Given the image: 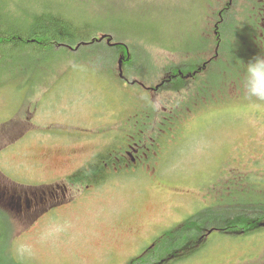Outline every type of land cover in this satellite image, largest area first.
Wrapping results in <instances>:
<instances>
[{"label":"rangeland","instance_id":"374dc122","mask_svg":"<svg viewBox=\"0 0 264 264\" xmlns=\"http://www.w3.org/2000/svg\"><path fill=\"white\" fill-rule=\"evenodd\" d=\"M54 9L95 38L108 35L126 48L97 53L102 60L69 51L54 67L37 72L33 66L27 90L25 79L0 78L3 264H140L156 236L167 231L165 242H175L187 218L223 215L225 222L229 213L249 211L238 195L216 213L207 214V207L224 194V184L234 179L238 185L239 175L248 176L245 171L253 170L264 184V106L255 107L244 91L246 64L264 57V0H59ZM192 65L199 66L196 77L187 69ZM120 72L145 89L127 84ZM173 74L189 82L176 86ZM216 82L224 83L229 100L200 110L205 98L221 96ZM170 121L167 148L153 162L142 151L150 139L159 141ZM132 135L140 142L137 151L128 144V151L111 156L113 169L128 174L106 175L94 187L88 177L65 181L116 139ZM54 180L69 189L58 203L38 198L35 210L19 215L8 205L12 196L36 193ZM256 193L264 197V191ZM237 236L212 233L185 264H256L264 234ZM193 245L184 243L183 255L173 256L183 258Z\"/></svg>","mask_w":264,"mask_h":264},{"label":"trees","instance_id":"16d2710c","mask_svg":"<svg viewBox=\"0 0 264 264\" xmlns=\"http://www.w3.org/2000/svg\"><path fill=\"white\" fill-rule=\"evenodd\" d=\"M41 1L42 3L39 4ZM65 2L70 3V0H65ZM57 3H59V0H0V78L7 77V75H9L12 79H25V88L23 89H26L30 88V79L35 75V73H31L35 71L33 66L36 68L37 72L39 67L43 69L49 66L54 67L55 62H59V60L62 58L68 57V54L71 55L69 51H81L80 54L84 53L82 58H95L98 60L102 59H100L101 56L97 55V53L111 54L113 52L112 54H114L115 51H118L117 53L125 51L126 47L124 48V45L120 43L102 46V43H100L97 38L92 36L89 28L85 27V25L84 27L81 26L76 19H73L72 16L54 9L57 6ZM263 37L264 36L261 37V40H264ZM95 48H99L97 50L100 51H96V54H91V57L86 56L88 55V51L91 49L93 51ZM248 51L252 52L251 49ZM79 57H81V55H79ZM107 60H109V58H107ZM179 69L180 68L174 69L176 74L178 73ZM187 69L191 71L189 74H192L193 77H196V69L199 70V66L195 67V65H192ZM40 71L43 70L40 69ZM185 72L188 74V71ZM173 75L176 76L175 74ZM236 75L237 74H234V76ZM29 76L30 78H28ZM175 81L177 82L176 86L181 87L189 82L188 78H180L178 75L176 76V79L173 78L170 80L171 83ZM217 83L221 85V96H215V98L208 96V98H205V101L202 102L200 110L205 104L209 102H216V100H229V97L226 96V92H224L225 90L223 91L224 83L216 82V84ZM216 84L215 87H217ZM196 113L197 112L193 114ZM142 114L143 112H140V117ZM191 115L186 116V118L189 119ZM140 117L137 118V121L139 122H141V120H138ZM173 122L174 121L166 122L164 124V128H162V132H160L159 141L157 139L151 141L150 139L148 146L142 151V153L148 158L151 159L152 157V159H154V161L152 160L153 162H155V160H159L157 158H159V151H163V146L167 148V143L171 137L170 124ZM177 125H179V122ZM177 128L178 127H176V130ZM166 139H168L167 142ZM115 142L116 143L114 144V147L108 148L105 152L98 153L92 158L90 161L89 170L84 168L78 171L75 173L72 179L77 183H80L82 179L88 177L96 185H98L102 183L106 175L114 174L116 176L120 174H128V171H122L123 169H120V166L119 168L116 167L117 169H113V164H116L117 161L112 160L111 156L128 151V144L133 150L137 151L139 147L138 144H140V142L135 135H132V138L129 136L128 138H121L119 142H117L116 139ZM159 148H162V150ZM138 153L141 152L138 151ZM123 160V158L118 159V161L121 163ZM148 162L153 163L151 160ZM151 165L155 173L158 174V168L156 165ZM132 167L135 169V166ZM245 172H247L249 175H239L237 180H239L238 182L240 183L238 185H235L236 180L234 179H232L226 186L225 184H222V187H224V194L218 196L217 201L209 203L207 208L210 209H207V214H210L211 212L216 213L217 211L215 208L217 206L227 204L228 202L232 203V201L236 200V195L241 198V200L238 198L237 199L239 204L242 205L243 209L249 211L254 210L256 212L236 211L234 213H229L227 216L228 221L225 222L219 220L223 215L219 216L218 218L212 217L211 221L205 217L203 218L200 215L198 216V219L188 218L183 224V229L178 233H175V236L178 237L175 242L171 244L165 242L168 239H165L163 235L169 234L166 233V231L162 236H159L157 240H155L156 242L154 243V250H147L149 251L147 254L150 253V251L151 254H144V256H141V259L138 263L162 264V260L180 258L183 255L182 252L186 249L182 246L184 243H197L198 233L201 234L202 231L212 228L213 230H218V232H221V234L224 235L233 232L238 235L237 237L244 238L264 234V229H261L259 225L260 223L264 222V197L256 193V191H264V184H262L260 180H256L257 176L253 170ZM261 173L263 172H259L258 174L260 177L262 175ZM222 178H220V180H224L225 176ZM214 183L216 184L217 182ZM230 188H232V190ZM2 213H7L5 210L0 209V224L3 223L2 225L4 226L5 231L6 228ZM206 221H210L211 224ZM186 227L190 229V232L184 231V228ZM208 244L209 241L206 243V246ZM1 247L2 245L0 244V264H3L6 261V257L8 258V256L5 253V247H3L2 250ZM192 250L193 251L191 253L184 255L183 258L178 260L183 261L190 259L195 255H199L201 252V249ZM177 253H182V255L173 256Z\"/></svg>","mask_w":264,"mask_h":264},{"label":"flooded vegetation","instance_id":"af4514ba","mask_svg":"<svg viewBox=\"0 0 264 264\" xmlns=\"http://www.w3.org/2000/svg\"><path fill=\"white\" fill-rule=\"evenodd\" d=\"M232 1V0H230ZM232 3V2H231ZM230 3V4H231ZM89 165H90V161L88 164L82 166L81 168H87L89 170ZM80 168V169H81ZM80 169L75 170L73 173L67 175V178L65 179V181L67 180L68 182H71L72 184L77 183L76 181H74L72 178L75 175V173H77ZM90 183V187H94L96 186V184L88 179V181ZM79 183V182H78ZM77 183V184H78ZM69 189L66 186L65 183H60L58 180H54L49 184H45L44 187L42 188L41 191H37L36 193H32V194H28L25 193L24 195H16V196H12L10 198V202L8 203V205L15 210V212L19 215L21 213L25 211H30L32 209L35 210L36 207V202H38V198H40L41 203H49L52 202V204H56L59 201V198L61 195H64V197H66V193H68ZM4 195H6V193H3L2 198L4 197ZM6 201V200H5ZM5 206H8L7 203H5ZM56 206V205H54ZM53 206V207H54ZM260 228L264 229V222L260 223ZM207 236H208V232L207 230H204L201 232V234L199 235L198 239H197V243H195L192 247L193 249H199L204 245V242L207 240ZM257 237V236H256ZM203 250V248H202ZM146 251L145 254H147ZM189 259L180 261L177 260L178 262H176L175 259H166V260H162L161 263L162 264H185ZM253 259H248L246 260V262L251 263ZM254 260H256V264H264V244L259 248L256 247V258H254ZM240 264V263H238Z\"/></svg>","mask_w":264,"mask_h":264},{"label":"clouds","instance_id":"9594fccd","mask_svg":"<svg viewBox=\"0 0 264 264\" xmlns=\"http://www.w3.org/2000/svg\"><path fill=\"white\" fill-rule=\"evenodd\" d=\"M244 91L255 107L264 106V57L256 56L246 64Z\"/></svg>","mask_w":264,"mask_h":264}]
</instances>
